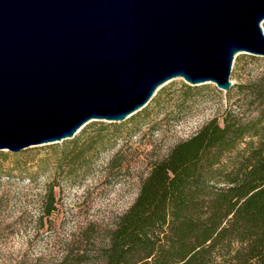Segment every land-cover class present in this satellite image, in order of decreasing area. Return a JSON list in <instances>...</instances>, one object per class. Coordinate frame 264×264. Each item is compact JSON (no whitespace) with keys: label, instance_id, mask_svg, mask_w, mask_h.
I'll return each mask as SVG.
<instances>
[{"label":"water","instance_id":"95a60500","mask_svg":"<svg viewBox=\"0 0 264 264\" xmlns=\"http://www.w3.org/2000/svg\"><path fill=\"white\" fill-rule=\"evenodd\" d=\"M263 20L264 0H0V149L122 121L172 78L227 91Z\"/></svg>","mask_w":264,"mask_h":264},{"label":"rangeland","instance_id":"374dc122","mask_svg":"<svg viewBox=\"0 0 264 264\" xmlns=\"http://www.w3.org/2000/svg\"><path fill=\"white\" fill-rule=\"evenodd\" d=\"M261 26L264 32V20ZM260 76L264 57L239 52L227 91L172 78L146 110L122 121L91 120L77 131L87 141L103 130L98 148L81 161L70 152L75 137L0 149V264H58L68 253L105 244L152 164L208 120L246 111L242 87Z\"/></svg>","mask_w":264,"mask_h":264},{"label":"trees","instance_id":"16d2710c","mask_svg":"<svg viewBox=\"0 0 264 264\" xmlns=\"http://www.w3.org/2000/svg\"><path fill=\"white\" fill-rule=\"evenodd\" d=\"M241 91L246 111H226L177 142L152 164L107 242L58 264H264V76ZM102 132L74 135L73 160L97 149Z\"/></svg>","mask_w":264,"mask_h":264}]
</instances>
